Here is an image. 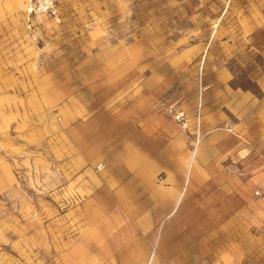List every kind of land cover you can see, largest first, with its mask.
<instances>
[{"label": "rangeland", "instance_id": "1", "mask_svg": "<svg viewBox=\"0 0 264 264\" xmlns=\"http://www.w3.org/2000/svg\"><path fill=\"white\" fill-rule=\"evenodd\" d=\"M41 1L0 0V264L52 257L37 237L61 240L90 214L149 224L151 235L135 243L143 257L130 264H264V146L235 184L239 195L197 166L187 180L200 156L197 137L206 135V98L222 91L217 73L228 79L231 108L245 92L261 95L264 0H54L55 9L38 10ZM143 109L151 127L156 118L169 130L177 125L179 167L162 156L149 190H124L109 179L111 161L80 159L70 133L92 123L88 145L97 124L130 134ZM169 166L180 176L181 202L197 209L198 235L176 253L168 249L178 236L169 232L167 257H159L162 212L80 207L150 205L149 194L173 185L163 178Z\"/></svg>", "mask_w": 264, "mask_h": 264}, {"label": "crops", "instance_id": "2", "mask_svg": "<svg viewBox=\"0 0 264 264\" xmlns=\"http://www.w3.org/2000/svg\"><path fill=\"white\" fill-rule=\"evenodd\" d=\"M216 77L215 86L222 91L221 94L209 93L206 98L204 123L201 127L206 135L197 148L200 149L199 158L190 162L187 180L195 174L197 166L196 171L202 173L204 169L207 178L225 179V185L232 190L229 194L239 195L235 184L241 175H246V165L262 160L258 147L264 146V77L259 81L261 95L256 97L250 92H245L241 94L237 106L233 104L232 108L231 96L226 85L228 79L223 71L218 72ZM135 120L141 121L142 124L136 126L135 131L130 134L116 130L106 123H103L99 130L97 124L95 141L89 145L87 140L90 133L87 129L92 128V123H80L70 136L78 144V153L82 161H86L88 156L100 154L104 161H111L115 169L109 179L119 181V186L124 190L137 185L143 186V191H147L153 182L152 167L163 166L160 157L170 159V163H177V142L181 138V132L175 123L169 125V128H173L169 130L163 124L162 118H156L154 127H151L150 113L145 109L140 112V118L137 117ZM169 167L170 172L165 170L163 178L171 179L173 185L158 189L157 194H149L150 205L146 202L141 204L117 202L115 206L84 202L80 203V207L85 211L123 212L148 208L151 212H162L158 219L162 225L158 240L159 257H167L166 244L169 232L178 236L171 240L168 249L176 253L179 245L192 242V236L198 235V222L194 223L197 209L181 202L180 176L171 166ZM77 229L75 232L71 231L69 235L64 234L61 240L57 238L55 242L52 236L47 242L44 241L45 237H37V242L46 243L47 249L51 250L50 254L53 249L55 252L52 257L39 256L34 259L33 264H114L111 262L113 259L116 261L115 264H120L119 259L123 261L121 264H130L126 262L127 259L143 257L135 243L145 242L147 235H151L149 224L143 225L134 218L120 217L119 214H112L104 219H99L96 214H90Z\"/></svg>", "mask_w": 264, "mask_h": 264}, {"label": "built area", "instance_id": "3", "mask_svg": "<svg viewBox=\"0 0 264 264\" xmlns=\"http://www.w3.org/2000/svg\"><path fill=\"white\" fill-rule=\"evenodd\" d=\"M38 10H46V9H48V10H53V9H55V3H54V0H42L41 2H39V4H37L36 6H35ZM200 116H201V111H200ZM181 117H183V114L181 113V114H179V115H177V118L178 119H180ZM198 139H197V142H200V140H199V137H197ZM196 145H197V143H196ZM101 167H103V164H99L98 165V168H101Z\"/></svg>", "mask_w": 264, "mask_h": 264}, {"label": "bare ground", "instance_id": "4", "mask_svg": "<svg viewBox=\"0 0 264 264\" xmlns=\"http://www.w3.org/2000/svg\"><path fill=\"white\" fill-rule=\"evenodd\" d=\"M199 140L201 141V138H199ZM196 143H197V148H198V145L200 144V142H197V140H196Z\"/></svg>", "mask_w": 264, "mask_h": 264}]
</instances>
